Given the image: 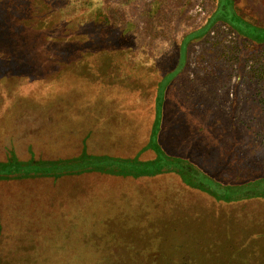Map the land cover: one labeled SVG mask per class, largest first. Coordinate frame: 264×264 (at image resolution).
Here are the masks:
<instances>
[{
  "label": "rangeland",
  "instance_id": "1",
  "mask_svg": "<svg viewBox=\"0 0 264 264\" xmlns=\"http://www.w3.org/2000/svg\"><path fill=\"white\" fill-rule=\"evenodd\" d=\"M46 59L71 63L72 82L54 86L73 90L82 73L102 81L56 105L133 107L101 114L125 131L121 148L134 142L119 159L156 157L135 152L150 143L158 117L162 152L214 188L194 185L185 171L123 181L99 172L81 176L86 185H103L87 203L111 210L76 216L74 227L51 236L60 244L12 241L19 247L12 250L6 243L0 264H264V0H0V62L10 74L0 78V94L10 95L7 106L15 97L19 106L0 113V169L56 159L52 149L67 140L76 152L81 142L78 156L111 152L95 142L90 124L69 121L73 115H52L47 128L25 112L50 103L38 94L46 90L24 87L34 69L54 81L59 65ZM18 174L0 180V195L11 185L55 184L44 177L18 183ZM2 224L14 228L16 221ZM19 233L14 237L24 238Z\"/></svg>",
  "mask_w": 264,
  "mask_h": 264
},
{
  "label": "trees",
  "instance_id": "2",
  "mask_svg": "<svg viewBox=\"0 0 264 264\" xmlns=\"http://www.w3.org/2000/svg\"><path fill=\"white\" fill-rule=\"evenodd\" d=\"M227 18L229 19V17ZM6 62L4 63V60L0 62V69H5L3 71L0 70V78L5 77L4 75L8 74L9 69L6 68V65H8ZM9 75L10 74H8V76ZM74 90L79 91V89H76L75 87ZM73 93L74 91L71 92L70 95H68L67 97L63 98L68 100L70 99V97H72ZM60 104L65 105V103L61 101ZM48 120L44 119V121H42L40 119H36L35 124L39 123L36 126H41L43 124L46 125ZM46 127L48 128V124L46 125ZM158 127L159 119L157 117L150 139V146L155 151L156 157L151 162L136 160V158H133L131 160L96 158L94 156L90 157L86 155L84 151H82L81 154L78 156V150L79 146L81 145V142L78 144L79 146L76 152V149L73 150L70 148V141L67 140L66 143H62L59 146H56V148L53 147V153L56 157H58L56 159H31L28 161V165L24 167L18 168L13 165L6 166L4 169H0V180L3 182H12V180L7 179L8 177H10L8 174L13 171L22 173L18 174V176L15 175L18 180H13L14 182L16 181L19 183V181L22 182L29 178L38 177L49 178L52 182H55V184L51 186L37 185L34 188H32L31 186L23 187L20 189H15V187L12 188L11 185L9 186V189L5 190L3 195H0V251L3 248L7 247L5 246V244L9 242V246H11L9 247L10 249L14 250L19 248L16 243H12V241H22L26 243L32 242L35 248L36 246L37 248H39L38 244L35 243L39 241H46L43 242L44 244H48L49 242L53 245L54 243L60 244L62 242L61 238L52 239L51 236L55 233L56 235L60 234L61 231H68L70 229L69 227H74V225L77 223V221L75 220L77 214L74 217L73 213H69L70 211L65 210L61 206L55 208L57 205L52 208L54 202H56L55 197L57 195H53L51 192H48V188H73L78 186H92L86 185L82 182L83 177L79 176V173H82V171H99L102 173H109L111 175L114 174L112 171H119L134 173L137 176L145 174L153 176L163 172H169L180 173L184 177L185 175L183 172L185 171L186 173H188L190 181L195 180V183H193L194 185L208 187L211 189L214 188L211 183H207L209 181H203V175H201L198 171L197 175L195 169L191 165L184 164L182 159L166 157V155L162 152L160 145H158V143L156 142L155 137L158 131ZM42 151L43 150H36L37 153ZM50 151L51 148L46 150L47 153H51ZM66 179L67 181L71 179L72 182H77L78 185L76 183L73 184V186H70V184H65L63 180L65 181ZM78 180H80V182ZM97 186L99 185L97 184ZM16 187L18 186L16 185ZM35 189H43L42 191H44V193H36L35 191H32ZM7 208L11 213H3L6 211ZM68 213L70 216L68 215ZM6 217L9 220H11V218L13 217L15 218L16 224L14 225V228L12 226H6L5 224H2L3 220H5ZM35 219H39V222L36 223L35 221L37 220ZM20 220L28 221L23 224L18 222ZM15 227H19V231L15 230ZM73 232H76L75 228H73ZM17 233H19L20 236L21 234H25V236H21L24 238L16 239L14 235H16ZM77 238V240L73 238V243L75 246L76 241L81 239L79 235L77 236ZM86 240L87 242L84 240L86 243L93 242L90 239ZM117 249L118 245H115V250Z\"/></svg>",
  "mask_w": 264,
  "mask_h": 264
},
{
  "label": "crops",
  "instance_id": "3",
  "mask_svg": "<svg viewBox=\"0 0 264 264\" xmlns=\"http://www.w3.org/2000/svg\"><path fill=\"white\" fill-rule=\"evenodd\" d=\"M43 60V59H42ZM40 61V60H37ZM44 61V60H43ZM45 61L49 62V64H57L59 65V68L54 69L53 70V78L51 81V77L48 78L47 80L45 79L46 75L43 74L42 70H35L34 69V73L31 71L30 72V77L31 79L25 80V82H28L30 84H28L27 87L28 89H31L33 91H44L46 89L47 93H40L38 92L39 96L43 97L45 96L44 99H47L48 101H50L49 104L47 105H43V106H32V108H30L29 111H25L26 113H32L33 115H35L36 119H40L42 121H44V119H49L52 115L57 114L58 117H60L61 115H73V119L69 120V121H73V120H80L81 122H83V124H90L93 128V131L96 133L97 136H95V142L100 146H104L105 148H107L109 151V153H96L94 157L96 158H105V159H119V155H121L122 153H128L129 150H131L132 147H134V142H131L128 144L127 148H121L120 146H125L124 142L128 139V137H126L125 135V131L124 130H117L116 128H114L112 123H107L104 122L102 119L101 114L106 112L108 109L110 112H128L129 109H133V107H122V108H117V107H108V109H104L105 107H102L101 105H99L96 102H93L92 104H84L83 102H81V105H78V107H75L74 109H71L70 107L66 106V105H60L59 101H57V105L55 104V100L63 97H67L69 95V93L76 91L75 94H77L78 96H80V94L82 93L81 91L78 90H70L69 88L65 87V83L63 85V83L59 82L57 84V86H54L55 81H64L67 78V82H72L69 80L70 76L67 75V72L70 70V68H68L69 66H71L70 60L67 59H46ZM6 62V60H4V63ZM60 62V63H59ZM76 66V65H74ZM1 70V69H0ZM5 69H2L1 71H3ZM79 70V69H78ZM55 72V73H54ZM83 71H80V73H82ZM79 73V74H80ZM25 74V73H24ZM4 76H8V75H4ZM88 74L82 73V75L78 76V79H74V82H76L75 84V88L82 90V88L85 89V87H87V85H92L94 86V82H97V84H100L102 81L99 80H95V81H91V80H87ZM22 77V76H21ZM1 78H5V77H1ZM50 80V82H48ZM81 80V81H80ZM81 87V88H80ZM15 88H20V86H15ZM7 96L10 95H3L0 94V98H2L3 100V104H0V113L1 112H16L18 110V105L14 104L16 103V97L15 100L13 101V104L7 106L6 104L8 103L7 101ZM99 96V95H98ZM97 94L94 95L95 97H98ZM70 97V96H69ZM94 101V100H93ZM95 101H98V98H96ZM100 102V101H99ZM83 104V105H82ZM87 114H93V118L92 119H87ZM52 118V117H51ZM82 133V132H81ZM80 132H78V136L83 137L84 142H86V136L85 135H81ZM151 143L149 144H145L142 145L140 144L138 147H141V149L135 153H138L139 155H144L147 151L150 152H154L153 148L150 146ZM134 152V151H132ZM155 158V157H154ZM154 158H144V162H151ZM122 159V158H121ZM140 162V161H139ZM99 171H89V172H85L82 171V173H79V176H87L88 173L92 174V173H98ZM113 175L109 174V173H103L105 174V176H109V177H114V178H119L120 181L129 179V178H136L137 175H135L134 173H127V172H119V171H112ZM102 173V172H99ZM143 176V175H142ZM138 178V177H137ZM103 186V185H102ZM102 186H90V187H84V186H78V187H73V188H54L51 187L50 189H48V192H51L53 195H57L55 197L56 202H54V205L52 206V208L57 205L55 208H57L58 206H61L62 208H64L67 211H70L69 213H73L74 217L75 215L78 217H84L87 213V210L89 211H99L100 209L102 210H111V208L105 207H97L95 205L92 204H88L86 197L87 194H91V193H95L94 191H98L97 188L102 189ZM110 187L108 188H113V187H122L123 189H127L128 187H126L125 185H121V186H114V185H108ZM66 188V189H65ZM47 189V188H46ZM43 189H35L32 191H35L36 193H44V191H42ZM54 190V191H51ZM93 190V191H91ZM74 194V195H73ZM75 194H78V196H76ZM103 202V201H100ZM68 213V215H69ZM70 216V215H69ZM78 243L80 245L81 240H78Z\"/></svg>",
  "mask_w": 264,
  "mask_h": 264
}]
</instances>
